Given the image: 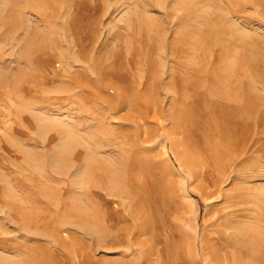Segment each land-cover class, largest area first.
I'll use <instances>...</instances> for the list:
<instances>
[{
    "label": "rangeland",
    "instance_id": "rangeland-1",
    "mask_svg": "<svg viewBox=\"0 0 264 264\" xmlns=\"http://www.w3.org/2000/svg\"><path fill=\"white\" fill-rule=\"evenodd\" d=\"M0 264H264V0H0Z\"/></svg>",
    "mask_w": 264,
    "mask_h": 264
},
{
    "label": "bare ground",
    "instance_id": "bare-ground-1",
    "mask_svg": "<svg viewBox=\"0 0 264 264\" xmlns=\"http://www.w3.org/2000/svg\"><path fill=\"white\" fill-rule=\"evenodd\" d=\"M224 22V21H223ZM232 24V23H231ZM230 34V33H229ZM245 34V33H244ZM231 35V34H230ZM229 35V36H230ZM246 35V34H245ZM208 49V48H207ZM229 52V51H228ZM239 69V68H238ZM227 72V71H226ZM231 72V71H230ZM183 94V93H182ZM224 98V97H223ZM181 103H183V102H181ZM223 107V106H222ZM227 109V108H226ZM200 112V111H199ZM225 112V111H224ZM212 120V119H211ZM221 120V119H220ZM222 121V120H221ZM237 123V122H236ZM193 124V123H192ZM244 129V128H243ZM242 130V129H241ZM197 133V132H196ZM240 138V137H239ZM218 148V147H217ZM183 149V148H182ZM214 156V155H213ZM193 157V156H192ZM190 160V159H189ZM210 160V159H209ZM194 161V160H193ZM211 162V161H210ZM194 163H195V161H194ZM205 164V163H204ZM191 165H193V164H191ZM194 166V165H193ZM206 166V165H205ZM219 166V165H218ZM221 166V165H220ZM195 167V166H194ZM197 168V167H196ZM192 169H194V168H192ZM199 169V168H198ZM210 169V168H209ZM212 169V168H211ZM195 170V169H194ZM194 174V173H193ZM233 213V212H232ZM226 214H227V211H226ZM227 215H229V214H227ZM234 215V214H233ZM230 217V216H229ZM230 221H232V220H230ZM232 225H231V223L229 224V226H227V230L228 229H230V227H231ZM224 237V236H223ZM222 237V238H223ZM226 237H228V235H226ZM230 237V239L233 241V242H236V241H234L233 239H232V237L231 236H229ZM225 238V237H224ZM236 246V245H235Z\"/></svg>",
    "mask_w": 264,
    "mask_h": 264
}]
</instances>
